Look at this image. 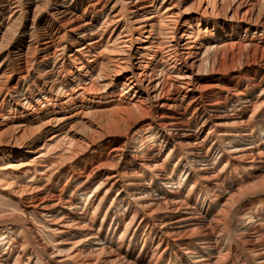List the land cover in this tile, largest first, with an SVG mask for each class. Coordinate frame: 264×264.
I'll use <instances>...</instances> for the list:
<instances>
[{
    "label": "bare ground",
    "instance_id": "6f19581e",
    "mask_svg": "<svg viewBox=\"0 0 264 264\" xmlns=\"http://www.w3.org/2000/svg\"><path fill=\"white\" fill-rule=\"evenodd\" d=\"M263 109L264 0H0V194L23 213L0 224V264H130L63 198L72 180L83 181L72 193L95 207L91 216L117 189L112 203L133 207L131 222L139 212L183 243L184 264L229 263L232 238L238 264H264V231L250 220L229 223L250 189L264 192V154L250 131ZM138 135L155 139V152L169 148L161 161L181 162L185 184L217 186L216 156L260 175L206 222L160 175L155 152L128 155ZM102 152L93 169L105 177L84 191L86 162ZM133 161L174 199L154 197ZM29 212L53 246L36 235Z\"/></svg>",
    "mask_w": 264,
    "mask_h": 264
},
{
    "label": "rangeland",
    "instance_id": "374dc122",
    "mask_svg": "<svg viewBox=\"0 0 264 264\" xmlns=\"http://www.w3.org/2000/svg\"><path fill=\"white\" fill-rule=\"evenodd\" d=\"M235 110L238 113H243L239 108H236ZM254 120L255 121H253L250 128L252 140L254 144H256L255 146H257L258 151L264 154V135H262L264 134V109L260 111L259 114H257ZM136 140V143L138 142L136 147L132 146V148L126 146L129 149L127 150L129 156L133 155L135 150L137 152L136 154H138L139 156H146L149 155V153L151 152H155L153 151L154 148L152 149V146L158 147L157 142H155V139L153 138H150L148 140L144 138V136L142 137L140 135L139 138H137ZM168 150L169 148L162 149L161 151L158 149L154 153L156 154L155 156L158 158V161L156 163L161 166L160 175L168 176L171 180H173V182L175 183V185L173 186L178 188L177 191L179 192L180 200L181 198V201L185 200L184 203L187 206H190V208L195 211L194 213H199L205 219L206 222H209V219L211 221L214 218L213 216H215L216 213L221 209L225 198L233 195L238 189H250V187H252L251 183L255 181L260 175L258 171L254 169H245L241 167L240 164L238 166H235V164L232 165V163H230V165L224 166L225 163L220 162V159L217 158L218 156H216L217 162L214 165V173L218 174L217 186L209 185L207 188H205V184L198 179H195L194 181H190V183L185 184L186 177L185 173L181 170L183 166L181 162L161 161L163 157L166 156ZM104 153L105 152H102V154L98 157L96 156L90 162H86L85 172H91L92 175L90 179V185L88 188H85L84 191L89 189L92 190L91 188L95 187L105 177L106 170H95L99 164L103 163L105 155ZM133 165L134 168H136L137 171H140L139 173H141V175L145 178V182L149 186V188L153 189H151V191L153 192L154 197L166 199L168 201L174 199V197H171L172 190L174 189L167 188L166 185H164L160 179L153 175L149 169L145 167L140 168L138 161H133ZM82 182L83 181H70L67 187L62 192V196L65 199L71 198L69 200H71V203L74 204L79 211H81L85 220L91 219V231L94 235H96L101 246L106 249L109 248V250L111 251L115 250L114 252L120 258L130 264H184V260H189V256L188 254H186L183 243L176 242L170 237L166 238V236L160 233V231L157 229L156 222L151 217L149 218L145 216L143 218L141 214L137 212L135 221L131 222L130 217L134 213V209L132 210L131 208L133 207L130 206V210L128 208L127 210L123 203L121 204V202L117 203L116 201H114V203H112L117 189L111 190V193L109 194V196H107L108 198L106 197L103 199L102 205L99 206V208L97 207V211L95 212L94 216H91L93 210H95V207L92 204H89L90 202L86 203L82 199H76L78 195H74L72 193L79 188ZM62 184L63 182L61 183V185ZM192 185H194L193 188H191ZM60 188L61 187H58L57 189L59 190ZM105 188L101 190V193L99 195L100 197L104 194ZM198 190H201L200 193ZM254 190L262 189L254 188ZM254 190L253 188L250 189L248 195H253L244 198L239 202V204L235 208V214H233L231 219H229V223L234 225L236 223V220L240 218L244 220H250L251 227L255 226L263 232L264 192L254 194L256 192ZM63 213L65 214V216L71 217L73 220L77 219V217L74 216V213L69 210H65L63 211ZM12 215H23L20 205H18L17 202L12 198H9L4 194H0V224L2 221L9 220L6 217H11ZM25 217L28 221L32 222L35 225L36 235L39 236L41 241L48 246H53L55 237L52 235V233L48 231L47 225H45V223L41 219H39L30 212L26 213ZM13 218L10 219L13 220ZM217 233L218 229L215 230L214 236H216ZM224 240L225 239L221 238L217 241V248L219 251H221L222 254L226 250ZM231 240L232 253L229 257V263L227 264H230L231 262H233L234 264H238L239 261L237 255L240 253L237 252L235 254L233 252L235 248H238L237 246H239V243H237L233 238ZM221 248L224 250H222ZM41 256L43 260H45V255ZM150 261L151 263H149ZM189 263L192 264L191 261H189Z\"/></svg>",
    "mask_w": 264,
    "mask_h": 264
}]
</instances>
